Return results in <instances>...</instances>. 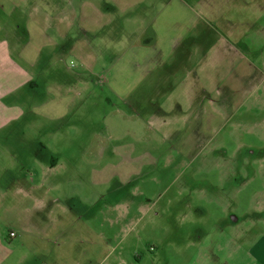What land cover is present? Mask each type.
<instances>
[{
  "label": "rangeland",
  "instance_id": "obj_1",
  "mask_svg": "<svg viewBox=\"0 0 264 264\" xmlns=\"http://www.w3.org/2000/svg\"><path fill=\"white\" fill-rule=\"evenodd\" d=\"M242 1L83 0L79 6V0H0V24L17 33L10 37L15 46H29L26 60L37 66L38 49H45L39 71L59 70L65 88L76 86L72 112L60 101L52 116L64 118L47 124V130H63L65 136L46 139L62 153L41 152L40 158L80 165L77 212L66 213V202L47 209L48 223L61 229L26 236L25 243L38 248L29 261L40 255L44 264H196L197 255L213 254L216 244L224 263L257 264L241 251L232 258L236 243L247 250L264 239V1L251 8ZM60 5L57 23L49 8ZM151 23L158 40L150 46L166 71L156 67L139 93L154 89L165 112L154 122L141 120L142 106H133V116L121 113L119 101L140 76L137 47L145 45L141 34ZM230 24L236 34H229ZM14 59L25 64L18 49ZM109 70L120 75L111 90L103 81ZM183 82L192 86L180 87ZM172 104L187 112L170 123L177 118L169 113ZM28 123L19 127L28 146L21 154L13 139L0 137L4 238L13 229L7 195L14 173L29 170L36 161L32 141L45 140ZM162 123L167 129L160 135L151 129ZM98 162L109 163L104 179L91 174L89 163Z\"/></svg>",
  "mask_w": 264,
  "mask_h": 264
},
{
  "label": "crops",
  "instance_id": "obj_2",
  "mask_svg": "<svg viewBox=\"0 0 264 264\" xmlns=\"http://www.w3.org/2000/svg\"><path fill=\"white\" fill-rule=\"evenodd\" d=\"M81 1L83 0H79V6L83 5ZM237 3H239V0H237ZM253 3H257V0H243L241 4L246 8H251ZM79 6L77 8L78 10L81 8ZM66 9L67 7L65 10ZM49 10L52 11L51 14H53V17L51 19L55 22L57 21V18L54 15L63 16L64 8L61 5L59 7H50ZM69 10L72 11L71 9ZM61 18L63 19V17ZM55 22L52 21V23L56 24ZM156 26L157 24L151 23L148 24V28L144 27L145 30L141 34V41L145 45L142 44L137 47V56L140 58V65L139 63L137 64L141 72L140 76L137 81L125 86L127 93L122 95V98L119 96V101L124 105V111L120 110L122 111L121 113L124 112L125 115L127 114L133 116L135 113H137L136 108L134 107L142 106L144 111L140 109L142 111L141 114L143 115L141 120L144 121L147 119L146 117H149L152 122L158 120V118L165 119L163 116L165 112H163V108L161 106L156 104L157 102L154 96V89H148L149 91H147L145 94L143 92L139 93V90L140 85L144 83L151 74H153V71L156 67H158V69L161 71H166V67L160 63L162 60H160L159 57L157 61V50L153 51V46H150L153 45L154 41L158 40L156 36L152 34V31ZM11 30L12 31L10 33L7 24H0V137L2 138L6 136L7 139H13L12 143L19 145V148L17 147V153L21 154V152L25 150L24 148L28 146H26V143L23 141L25 133L21 131L19 127L28 123V120L31 118V116H33L32 118L36 122H33V124L29 122V129L32 126L34 130H37V133L39 134L38 137L42 135L41 137H43L45 140L44 142L41 140L39 142L35 140L32 141V143L36 144V150H33V152H31L32 156L31 154L30 156L36 161L33 162V165H30L29 170H24L19 174L14 173L13 180L11 182L12 189L7 195V202H9L12 207L9 208L8 206L9 209H7V212H9L10 216L13 217V229L9 231L7 238H4V236L0 234V264H29L32 261L34 264H44L39 259L41 258L44 260V256L40 255H38L39 258L36 257L29 261L30 252H34L36 254L38 252V248H36V245L32 241L27 240L25 243L24 239L26 236L29 238H43L44 235L50 234V232H59L61 229L60 224L56 222H54L52 225L49 224L48 215H44L49 207L59 208L62 202H66L64 208L66 213L74 214L77 212V208L74 203L77 199L76 188L79 187V178L77 177L79 176L80 165L73 161L60 162V158H57L56 156L51 157L50 160L45 157L43 159L40 158L41 152L45 153V155H55L56 153L60 152L62 153L61 150H53L52 148L48 147L46 139L47 141L48 139L52 138H56L57 140V137L65 136L62 134L63 130L58 129L57 131V129H55L56 131L54 132L53 130H47V124H55V121H58L59 119L62 120L64 118L63 114L52 116L53 107H58L60 101L63 103L67 100L66 104L69 109L68 111L69 113L72 112V104L74 103L73 98L75 96L73 93L76 89V86L69 85L65 88L62 84L63 78L59 70H56V72L53 74L52 71L50 72V68H45L44 70L42 69L39 71L37 66L43 62L45 57L43 52L45 49H40V47L38 49L37 57L39 58V63L37 66H34L31 61H27L26 52L29 46H25L24 49L19 44L15 46V43L11 41L10 37H16L17 33H14L13 28H11ZM229 34H236L233 24H230ZM28 42H30V38ZM54 47L56 46H52V48ZM56 48H54V50ZM17 49L21 52V57L24 59V65L26 66L14 59V51ZM52 55L53 53H47V57H52ZM161 55L162 53L160 56ZM139 69L137 70L139 71ZM182 70L187 69L182 68ZM170 71L171 70L167 69L168 76ZM47 74H52L50 80L45 77ZM69 79V83H71L72 77H69ZM73 79L76 81L78 79L84 78L81 76L79 77V75H74ZM187 79H190V74L187 76ZM119 80V73L110 70L103 78L104 83L107 84L110 90L112 87L114 88V85L118 86ZM85 84L86 85H83V88L88 92L89 85L87 83ZM183 84L185 83L183 82L180 87ZM185 86L186 88H190L192 85L185 84ZM36 90L38 91V94L33 95L32 91ZM64 90L66 91L65 93ZM138 93L140 94L139 98L134 99V96ZM37 96H43V98L38 99ZM132 100L134 101V105L131 103ZM153 101L155 102L153 103ZM178 106L180 107L183 105L179 103ZM178 106L172 104L173 108L169 111V113H172V116H176L177 118H172L171 120L169 119L170 123L172 121L178 120V118L181 116H186L185 113L187 111L183 112V109H181L182 113H178ZM84 107H86V105ZM147 112L149 115L145 114ZM194 112L201 113L199 108H196ZM67 119H70V117ZM162 126V128L151 129H153V131H158L160 135L164 129H167L165 124L162 123ZM155 136L158 137L157 134H155ZM15 139H18L16 143ZM104 150L105 149L100 150L99 155L103 154ZM87 152L90 153V149L86 151V153ZM89 164L92 167V176L96 177V173H100L98 179H104L103 175L105 170L108 168L107 166L109 163L98 162ZM31 202L33 203V208L28 209V204ZM69 230L71 233L72 229ZM245 232L250 233L248 229H246ZM10 233H15L16 236L11 237ZM236 244V249H234V252L232 251V258L233 255L235 258H238L239 252L241 251L246 255V257L248 256L249 258L255 260L257 264H260L259 262L264 264V239L247 245V250L242 248L241 245L239 246L238 243ZM217 247L220 248L215 244L213 254H206L204 256L201 255V257L198 254L195 259L196 264H228L227 261L224 263V261L221 259L219 253L222 251L221 249H217Z\"/></svg>",
  "mask_w": 264,
  "mask_h": 264
},
{
  "label": "built area",
  "instance_id": "obj_3",
  "mask_svg": "<svg viewBox=\"0 0 264 264\" xmlns=\"http://www.w3.org/2000/svg\"><path fill=\"white\" fill-rule=\"evenodd\" d=\"M74 64H75L74 62H71V65H72V66H74ZM10 236H11V237H15L16 234H15V233H10Z\"/></svg>",
  "mask_w": 264,
  "mask_h": 264
}]
</instances>
